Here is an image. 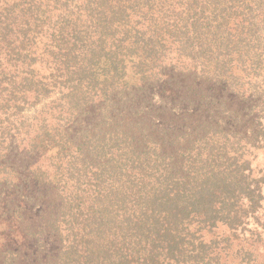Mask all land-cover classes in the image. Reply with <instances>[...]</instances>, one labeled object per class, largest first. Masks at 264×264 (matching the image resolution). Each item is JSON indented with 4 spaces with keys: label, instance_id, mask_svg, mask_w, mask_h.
I'll return each mask as SVG.
<instances>
[{
    "label": "trees",
    "instance_id": "16d2710c",
    "mask_svg": "<svg viewBox=\"0 0 264 264\" xmlns=\"http://www.w3.org/2000/svg\"><path fill=\"white\" fill-rule=\"evenodd\" d=\"M0 264H264V0H0Z\"/></svg>",
    "mask_w": 264,
    "mask_h": 264
},
{
    "label": "rangeland",
    "instance_id": "374dc122",
    "mask_svg": "<svg viewBox=\"0 0 264 264\" xmlns=\"http://www.w3.org/2000/svg\"><path fill=\"white\" fill-rule=\"evenodd\" d=\"M28 216H29V215H28ZM28 216H27V217H28ZM33 217H34V214H33V216H32V215L30 216L31 220L33 219ZM35 220H37V219L35 218ZM17 227H18V230L14 231V233H23V232H22V231L24 230V228H23V224H22V225H21V224H20V225L17 224ZM25 248H26V247H25ZM26 250L29 251V252H31V251L33 250L31 244H28V248H26ZM26 250H25V251H26Z\"/></svg>",
    "mask_w": 264,
    "mask_h": 264
}]
</instances>
